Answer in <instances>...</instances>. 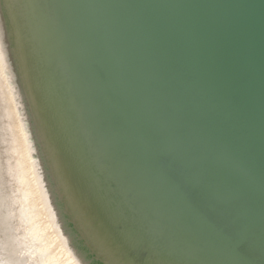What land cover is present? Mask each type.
I'll return each mask as SVG.
<instances>
[{
  "label": "water",
  "instance_id": "1",
  "mask_svg": "<svg viewBox=\"0 0 264 264\" xmlns=\"http://www.w3.org/2000/svg\"><path fill=\"white\" fill-rule=\"evenodd\" d=\"M0 53L72 264H264V0H0Z\"/></svg>",
  "mask_w": 264,
  "mask_h": 264
},
{
  "label": "bare ground",
  "instance_id": "2",
  "mask_svg": "<svg viewBox=\"0 0 264 264\" xmlns=\"http://www.w3.org/2000/svg\"><path fill=\"white\" fill-rule=\"evenodd\" d=\"M3 61L0 53V119L5 120L0 121V264H72L73 254L63 242L65 238L54 226H50L52 231L45 226L40 202L32 191L30 168L24 165L25 148L15 131H21L20 124L11 119L13 109L8 111L12 100ZM3 129L9 131L10 142Z\"/></svg>",
  "mask_w": 264,
  "mask_h": 264
},
{
  "label": "snow or ice",
  "instance_id": "3",
  "mask_svg": "<svg viewBox=\"0 0 264 264\" xmlns=\"http://www.w3.org/2000/svg\"><path fill=\"white\" fill-rule=\"evenodd\" d=\"M21 7H22L21 5H18L16 3H12V4L8 5V8L13 11V13L16 15L18 21H19V18H20L19 9ZM100 237H101V240H102V248L105 249V250H106V245L107 244L114 243L111 240L110 236L106 232L100 234ZM102 264H118V262L114 261V260H110V261H107V262H102ZM129 264H132V262H129Z\"/></svg>",
  "mask_w": 264,
  "mask_h": 264
}]
</instances>
